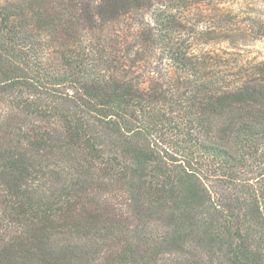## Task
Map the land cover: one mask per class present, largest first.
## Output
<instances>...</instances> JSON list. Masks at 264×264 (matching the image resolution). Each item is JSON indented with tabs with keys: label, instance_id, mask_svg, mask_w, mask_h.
I'll return each mask as SVG.
<instances>
[{
	"label": "trees",
	"instance_id": "trees-1",
	"mask_svg": "<svg viewBox=\"0 0 264 264\" xmlns=\"http://www.w3.org/2000/svg\"><path fill=\"white\" fill-rule=\"evenodd\" d=\"M222 2L0 0V264H264V60L174 12ZM153 5L170 71L141 88L97 32Z\"/></svg>",
	"mask_w": 264,
	"mask_h": 264
},
{
	"label": "rangeland",
	"instance_id": "rangeland-1",
	"mask_svg": "<svg viewBox=\"0 0 264 264\" xmlns=\"http://www.w3.org/2000/svg\"><path fill=\"white\" fill-rule=\"evenodd\" d=\"M241 2L245 5H240ZM158 7L160 6L153 5L150 9L146 7L133 9L101 25L97 32L104 53L114 59V65L118 68L130 71L129 75L137 80L141 88H146L156 73L165 74L170 71L163 58L160 35L157 37L153 33V28L151 31L146 27L151 11ZM174 12L181 23L182 17L183 20H187L184 27L189 33L186 34L188 38L199 37L198 32L201 28L214 37L209 42L196 44L193 47L195 51L218 56L231 67L264 60V37L257 38L258 32L252 26V18L257 15L262 17L264 25V0H224L220 5L210 8L192 7L183 14ZM216 13L222 14V21L226 22L223 28L217 26L219 23L216 19L211 20L217 16ZM148 32L154 34L151 40L148 38Z\"/></svg>",
	"mask_w": 264,
	"mask_h": 264
}]
</instances>
